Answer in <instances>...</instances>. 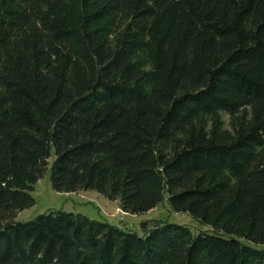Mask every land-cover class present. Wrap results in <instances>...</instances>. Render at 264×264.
<instances>
[{
	"label": "trees",
	"instance_id": "1",
	"mask_svg": "<svg viewBox=\"0 0 264 264\" xmlns=\"http://www.w3.org/2000/svg\"><path fill=\"white\" fill-rule=\"evenodd\" d=\"M51 169L215 233L14 218ZM264 0H0V264H264Z\"/></svg>",
	"mask_w": 264,
	"mask_h": 264
},
{
	"label": "rangeland",
	"instance_id": "2",
	"mask_svg": "<svg viewBox=\"0 0 264 264\" xmlns=\"http://www.w3.org/2000/svg\"><path fill=\"white\" fill-rule=\"evenodd\" d=\"M51 169L36 182L35 189L31 192L35 205L22 210L15 218L16 223L34 221L40 215L51 212L69 211L83 213L92 219L110 223L120 229L131 231L143 236L146 229L156 224L175 223L187 226L193 234L215 233L210 225H206L187 212H175L169 202V194L164 191L162 201L151 211L132 214L120 209L119 202L101 195L95 190H79L78 192H57L50 178ZM242 242L258 249L264 245L251 243L245 239Z\"/></svg>",
	"mask_w": 264,
	"mask_h": 264
}]
</instances>
